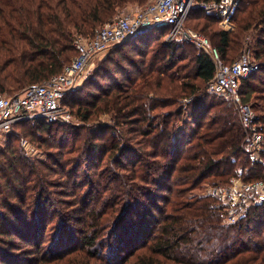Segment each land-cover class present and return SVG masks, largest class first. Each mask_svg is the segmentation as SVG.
Listing matches in <instances>:
<instances>
[{
    "label": "trees",
    "instance_id": "obj_1",
    "mask_svg": "<svg viewBox=\"0 0 264 264\" xmlns=\"http://www.w3.org/2000/svg\"><path fill=\"white\" fill-rule=\"evenodd\" d=\"M145 1L0 0V94L20 95L60 73L76 55V35L89 37L129 2ZM190 20L224 63L246 44L252 48L259 68L242 79L240 95L264 131V90L254 83L255 74L264 75V0H240L231 30L197 5L185 25ZM167 31L115 43L92 75L66 92L62 102L81 125L27 119L5 134L0 264H264V202L227 223L213 193L189 195L204 180L214 186L264 178V165L242 148L234 103L207 90L211 55L186 40L166 42ZM100 115L113 122H96ZM40 132L59 133L48 161L18 145L19 137L33 141ZM94 168L95 178L88 172Z\"/></svg>",
    "mask_w": 264,
    "mask_h": 264
},
{
    "label": "built area",
    "instance_id": "obj_2",
    "mask_svg": "<svg viewBox=\"0 0 264 264\" xmlns=\"http://www.w3.org/2000/svg\"><path fill=\"white\" fill-rule=\"evenodd\" d=\"M149 0L132 12L115 16L111 22L97 28L89 36L76 35L73 45L76 55L62 71L39 84L28 87L22 94H0V132L22 120L42 118L48 122L67 123L71 112L62 102L67 91L77 85V76L96 54L115 43L143 34L152 28H168L166 42L186 40L211 55L215 74L207 83L210 93L228 97L235 104L244 133L243 150L264 165V131L255 121L251 106L243 103L240 95L242 79L259 68L250 51H244L232 63H224L209 38L185 26L191 8L197 5L207 13H215L224 29L231 30L239 9L240 0ZM233 179L228 185H214L213 193L224 211V220L235 223L254 203L264 202V178L240 181Z\"/></svg>",
    "mask_w": 264,
    "mask_h": 264
},
{
    "label": "rangeland",
    "instance_id": "obj_3",
    "mask_svg": "<svg viewBox=\"0 0 264 264\" xmlns=\"http://www.w3.org/2000/svg\"><path fill=\"white\" fill-rule=\"evenodd\" d=\"M149 0H146L144 2V4H146ZM196 1V0H195ZM196 3V2H195ZM144 4L142 5H139V3H132V2H129L127 5L123 6L122 8H120L117 13H116V16L117 15H120V14H126V13H129V12H132L134 11L135 9H137L138 7L140 6H143ZM237 16V15H236ZM195 21L193 20H190L188 26L185 25L186 27L188 28H192L193 26V23ZM104 25V24H103ZM102 25V26H103ZM100 26V27H102ZM220 26L223 28V26L220 24ZM234 26V25H233ZM98 27V28H100ZM194 29V28H192ZM205 35V34H204ZM247 41L249 42V37H247ZM247 42V43H248ZM112 47V46H111ZM109 49L111 48H108L107 50L105 51H102L96 55H94L89 61L88 63L84 66V68L82 69V71L78 74L77 76V85L75 87H80L91 75H92V72L94 71V69L99 65L100 62H103L108 56V53H109ZM249 50L250 53L252 52V48L246 44L242 50V52L244 51H247ZM190 53V52H189ZM252 55V53H251ZM136 57V56H135ZM138 59V58H137ZM187 61V60H185ZM256 71V70H255ZM254 71V72H255ZM262 72L260 73H257L255 74V78H254V83L257 84L261 90H264V75L261 74ZM103 83H107V80H103ZM85 92V91H84ZM262 93H264V91H261ZM225 99H228L230 101H232L230 98L228 97H225ZM235 105V104H234ZM236 107V106H235ZM69 109V108H68ZM70 112H71V119L69 122H67V125H81L80 121L78 120L76 114H74L72 111H71V108L69 109ZM96 122H99V123H110V122H113L111 119H109L108 116L106 115H100L97 119H96ZM30 127H27L25 130H23L22 134L25 135V133H28L27 131L29 130ZM22 130V129H21ZM21 130L20 132L17 134H21ZM33 130V129H32ZM21 134V135H22ZM21 136L19 137V141H18V145L20 147V150L22 151V153L30 158H33V159H39V160H42V161H48V158H47V153L49 151H57V148L56 146L59 147L58 143L55 144V140H58V136H59V133H52L50 135H45L44 132H40L39 134H36V135H41L39 137H32L33 138V141H30L28 140V138H26L25 136ZM53 135L55 137H53ZM7 138H8V135H5L3 133L0 132V149H3L4 147L7 146ZM35 140V141H34ZM48 144L52 145V148H50L48 146ZM61 149V148H60ZM64 149V148H63ZM59 156V155H57ZM102 156L100 158H98L97 160V164L98 163H102V160L101 159ZM89 164L91 165V163L89 162ZM86 167L88 168V166H86L85 164L82 165V167L80 168V173H81V176L84 175V172L86 171ZM115 168L117 169L118 167L115 166ZM99 169H97L98 171ZM93 171H96V168L94 169H90L88 170L89 173H91L92 177L95 178L93 176ZM240 181H243L242 178L239 179ZM111 180H109L110 182ZM205 182L202 183V184H199L198 186H196L194 189H192L190 192H189V195H192V196H195V195H202L206 192H208L210 190V188L212 187V184H208L206 183L207 180H204ZM107 184V182L105 183ZM111 185V184H110ZM60 189V188H59ZM63 189H66V191H70L69 188H66L64 187ZM68 193H71V192H68ZM163 193L164 195H168V192H161ZM56 196L59 197V194L56 193ZM63 198L67 199L68 196H62ZM61 198V199H63ZM57 201H59V198H55ZM160 203V206H162L163 204L161 202ZM62 207L59 202L58 203H55V207L56 208H59ZM155 215H156V219H158L160 217V214L157 213V212H154Z\"/></svg>",
    "mask_w": 264,
    "mask_h": 264
}]
</instances>
